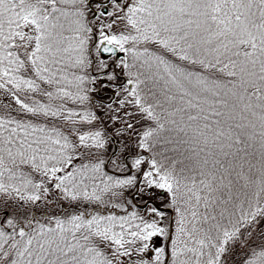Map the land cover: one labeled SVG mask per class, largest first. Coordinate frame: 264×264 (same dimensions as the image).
<instances>
[{
  "label": "snow or ice",
  "instance_id": "1",
  "mask_svg": "<svg viewBox=\"0 0 264 264\" xmlns=\"http://www.w3.org/2000/svg\"><path fill=\"white\" fill-rule=\"evenodd\" d=\"M0 264H264V0H0Z\"/></svg>",
  "mask_w": 264,
  "mask_h": 264
}]
</instances>
